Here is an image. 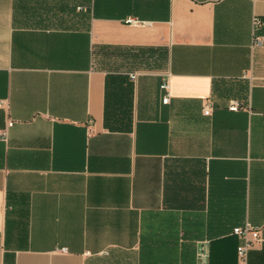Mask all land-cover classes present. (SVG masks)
Here are the masks:
<instances>
[{
	"label": "crops",
	"instance_id": "crops-1",
	"mask_svg": "<svg viewBox=\"0 0 264 264\" xmlns=\"http://www.w3.org/2000/svg\"><path fill=\"white\" fill-rule=\"evenodd\" d=\"M254 35L264 0H0V264H239L245 222L264 264Z\"/></svg>",
	"mask_w": 264,
	"mask_h": 264
},
{
	"label": "built area",
	"instance_id": "built-area-1",
	"mask_svg": "<svg viewBox=\"0 0 264 264\" xmlns=\"http://www.w3.org/2000/svg\"><path fill=\"white\" fill-rule=\"evenodd\" d=\"M129 23L134 24L136 22L135 19L130 18ZM264 45V37L259 35H254L253 37V46H263ZM161 88L163 91L165 90L166 93L163 96V102H168L169 100V82L168 80L163 81L161 84ZM0 101V105H1ZM240 106V103L235 101L232 103L231 108L236 109ZM203 113L205 115H210L213 110V103L210 99L205 100L203 104ZM261 228L258 226H254L250 222H245L242 226H237L234 228L233 232L241 238V242L237 246V256L239 259V264H248L247 263V254L249 253V249L257 242H261L263 239L260 234ZM62 251H66L65 248Z\"/></svg>",
	"mask_w": 264,
	"mask_h": 264
}]
</instances>
